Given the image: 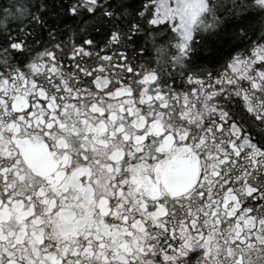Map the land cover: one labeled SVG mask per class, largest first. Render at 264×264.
Segmentation results:
<instances>
[{
    "label": "snow or ice",
    "instance_id": "6c2138e0",
    "mask_svg": "<svg viewBox=\"0 0 264 264\" xmlns=\"http://www.w3.org/2000/svg\"><path fill=\"white\" fill-rule=\"evenodd\" d=\"M0 264H264V0H0Z\"/></svg>",
    "mask_w": 264,
    "mask_h": 264
}]
</instances>
